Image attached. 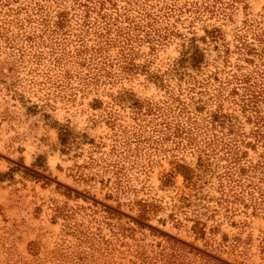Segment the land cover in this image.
I'll use <instances>...</instances> for the list:
<instances>
[{
	"label": "rangeland",
	"instance_id": "obj_1",
	"mask_svg": "<svg viewBox=\"0 0 264 264\" xmlns=\"http://www.w3.org/2000/svg\"><path fill=\"white\" fill-rule=\"evenodd\" d=\"M0 264H264V0H0Z\"/></svg>",
	"mask_w": 264,
	"mask_h": 264
}]
</instances>
